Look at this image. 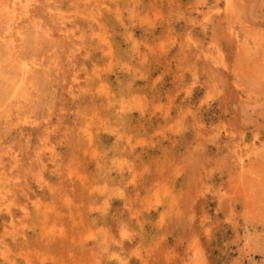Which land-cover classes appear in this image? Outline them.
<instances>
[{
    "label": "rangeland",
    "instance_id": "rangeland-1",
    "mask_svg": "<svg viewBox=\"0 0 264 264\" xmlns=\"http://www.w3.org/2000/svg\"><path fill=\"white\" fill-rule=\"evenodd\" d=\"M23 14L0 12V264H264V0Z\"/></svg>",
    "mask_w": 264,
    "mask_h": 264
},
{
    "label": "bare ground",
    "instance_id": "bare-ground-1",
    "mask_svg": "<svg viewBox=\"0 0 264 264\" xmlns=\"http://www.w3.org/2000/svg\"><path fill=\"white\" fill-rule=\"evenodd\" d=\"M33 0H0V12H2L3 14L7 15V16H13V15H17L18 13L24 12L23 15H27L30 13V9H31V2ZM12 30H9V33H11ZM66 34V33H65ZM22 36V32L18 31V37L19 39ZM1 40L5 43L8 44V46L10 48H14V43L16 40H18L17 38H12L10 36H5L3 38H1ZM30 70V68H25V72H28ZM23 87V80H19L17 81V83L15 84V88L13 89V94L17 95Z\"/></svg>",
    "mask_w": 264,
    "mask_h": 264
}]
</instances>
